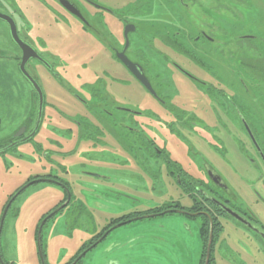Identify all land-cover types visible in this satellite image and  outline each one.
Here are the masks:
<instances>
[{
  "label": "rangeland",
  "instance_id": "obj_1",
  "mask_svg": "<svg viewBox=\"0 0 264 264\" xmlns=\"http://www.w3.org/2000/svg\"><path fill=\"white\" fill-rule=\"evenodd\" d=\"M96 1L118 15L104 13L107 42L75 19L62 27L35 0L19 4L24 15L18 25H25L21 34L53 69L34 60L26 66L48 103L46 120L40 135L0 154V218L11 195L36 175H55L68 186L37 182L16 197L1 233L3 260L41 264L38 228L67 200L68 190L70 205L42 229L47 264H70L94 235L122 222L97 243L98 238L79 264H201L203 256L205 263L210 231L207 240L204 218L163 211L155 216L154 210L174 202L190 206L193 188L181 185L179 175L209 182L207 165L231 191L234 207L252 214L264 233V165L232 107L244 113L264 149V0H185V6L179 0ZM89 10L93 18L96 10ZM125 19L136 25L128 54L145 66L165 105L109 46L124 47ZM5 39L0 32V46L14 53ZM190 75L216 86V99ZM35 100L16 60L0 59V145L25 122L33 126ZM170 103L175 112L166 108ZM103 106L116 120L102 112ZM89 108L106 118L102 136H62L72 124L58 111L71 119L84 114L94 120ZM51 121L59 122L57 133ZM168 167L179 175L168 173ZM132 213L139 214L111 223ZM221 222L212 239V264H264V236L232 217L223 216Z\"/></svg>",
  "mask_w": 264,
  "mask_h": 264
},
{
  "label": "flooded vegetation",
  "instance_id": "obj_2",
  "mask_svg": "<svg viewBox=\"0 0 264 264\" xmlns=\"http://www.w3.org/2000/svg\"><path fill=\"white\" fill-rule=\"evenodd\" d=\"M35 1H36L35 2V5H37L42 10H44V12L47 15H49V16L52 15L51 18L54 17L56 20H58L59 21L58 24H61V26L63 25L62 27H65L67 25H70V23H71L70 21H73L75 19L79 23V26L84 31H86L88 33L90 32V33L96 35L98 38L102 39L105 42H107V40H105L106 34H103V33H105L104 28H108V30H109V25L104 22L105 25H106L105 26L102 23L103 22L104 15H105L104 13L107 12V13H111L113 15H117L112 9L106 8V6H103L102 4L98 3L96 0H35ZM20 2L23 4L22 0H0V12L2 14L9 15L10 17L13 18V20L15 21V24H16L18 37L23 42L28 43L26 37L24 35H22L21 34V31H20V29L23 30L25 28L24 27L25 25L22 24L23 25L22 28H20L19 25H18V19L19 20H22L23 19V15H24L23 12L20 9L21 7L19 6V4L22 5ZM180 2L183 4V6L187 5L186 2H185V0H180ZM67 3L68 4H71L73 6H76L79 9V11L82 14V16H83V18H84L85 21L83 19H81L79 16H76L69 9H67V7H66V4ZM90 7L94 8L96 10L93 13V18H89L88 11L90 13V10H89ZM118 19H119V17H118ZM129 24L131 25L132 23L130 21H128L127 19H125L124 26L126 27ZM125 27H124V31H125ZM135 31H136V25H135ZM0 32L5 33V36H6V39H7V42H6V39H5V45H6V43H9V41H10L12 43V45H13V48H14V53L12 52V54H9V52L6 51L3 48V46H2L3 43H2V45L0 46V59L16 60V62L19 64L20 61H21V59H22V57H23V55H24V52L19 47V45L14 41V39L11 37V32H10L9 24H7V22L4 21V20H2V19H0ZM202 32H203L204 36H206V37H208L210 39V37L207 35L206 31H202ZM130 34H131V32L129 33V40H130ZM123 37H124V46H125V35H124V32H123ZM109 46L113 50V52L115 54V58L118 59L116 53H117V51H119V52L122 51L124 47L122 49H119V48L117 49L112 44H109ZM130 46H131V41H130V45H129L128 49L126 50V55L133 62L139 63L144 68L147 77L149 78V80L151 81V83H152V85L154 87V83L152 82L151 77L148 75L145 66H143V64H141L138 60H135V59H133L132 57L129 56L128 51L130 49ZM34 49L37 51V53L40 55V57L45 62H47V64H45L43 61H41L39 59H35V58L30 59L29 62L30 61H33V60L34 61H38L39 64H42L43 66L49 68L50 70L53 69L49 65V62L42 55V52L40 50H37L36 48H34ZM189 56H191V55H189ZM191 58L193 60L195 59L196 61H199L202 64L201 60H199L198 58L193 57V56H191ZM165 59L167 61V58L166 57H165ZM170 60L171 59L169 58V61ZM118 61H120V60L118 59ZM190 77L193 80H195L196 82H198L200 85H202L209 92V96L211 98L216 99V97H217V88H216V86H214V85H212V84H210V83H208L206 81H201V80L195 78L192 75H190ZM154 89H155V87H154ZM94 94L95 95L98 94V95H100L103 98V94L100 92V90H98V93L94 90L93 95ZM157 94H158L159 98H156V97L155 98L158 99V101L161 104L165 105L166 102H167V100L165 99V97H163L162 95H160L158 92H157ZM35 98H36V100H35V110H36V120H35V123L32 126L31 122H25L23 124V126H26L27 127V130H26L25 134L22 135V136H20V137H17V138L13 137V135H12L11 138H10V140H9V142L6 145H4V146H9L11 143H14L16 141H19V140L25 138L26 136H28L33 131V129H34L35 125H36V122H37L38 110H39V97H38V94H37L36 91H35ZM79 99L85 105H87V103H89V102H87V100L82 99L81 97ZM229 102H231L232 105H234L231 100H229ZM47 107H48V103H46L45 97H44V107H43V112H42V118H41V122H40V125H39L38 130L36 131L35 136L37 134L38 135L41 134L42 125L45 123V120H46V115H45L46 109L45 108H47ZM232 107H234V109L236 110V112L239 113V115H240V117L242 119V122L245 125L244 127L246 128V125H247L250 128L253 136L256 139L255 133H254L253 129H251V125L248 122L249 120L244 116V113H241L240 110H239V108L237 106H232ZM166 108L169 111H173V112H175L178 109V108H175L171 103ZM53 109H54V105H53ZM101 110H102V112H105L107 114V116H111V119L112 120H116L112 116V113L109 112L107 109H105L104 106L101 108ZM58 112L60 113V115L58 113H57V115L61 116L64 119V121H66L67 123L70 122L72 124L71 127L62 130V131H65V133H62L61 134L62 136L63 135H67L66 138L67 139L69 138L70 140H71V138L72 139H74V138H80L81 140L99 139L102 136V133L107 128V124L105 122L106 118L104 117V115L102 116L101 114H99L98 112H96V110H94V109L91 110V116L94 118V120L93 119H90L89 116H85L84 114H82L80 116V118L79 117H74L73 119H71L68 115H66V114H64V113H62L60 111H58ZM128 112H130V110ZM130 113H132V114H139L138 112H136V113L130 112ZM174 116H175V114H174ZM51 122L55 124V126L54 125H51V127L57 133V129H59L57 126H58V123L59 122H54V121H51ZM60 128L62 129V127H60ZM133 128H135V127H133ZM133 128H131V130ZM246 130H247V128H246ZM250 139H251V137H250ZM49 143H51V142H49ZM258 145H259V149H257L255 147V145H254V147H255L256 151L258 152V155H259V158L261 159L262 164L264 165V149H263V147L259 143H258ZM40 148H42V147L40 146ZM52 152L54 154H56L59 151H52ZM166 161L168 162L167 159H166ZM167 170H168L167 171L168 173L169 172H172V173H175V174H178L179 175L178 172H173L172 170H170L169 167H168ZM205 170L207 171V174H209V173L212 174V172L213 173L214 172L217 173V171H215V169H213L209 165H207V167H206ZM181 178H182L181 175H179V183L181 185H183L185 187H192L193 188L192 189L193 191L190 192V193H188L189 196L192 199L191 205L190 206H184V205H181L178 202H174L173 204H166V205H170L171 207H168V208L164 209L163 212L164 211H168L166 213H169V212H177L175 210H180V213H184L185 215L202 216L203 218L205 217V218H208V219H210L209 217H211L212 220H213V217H214L219 222H221V217H223V216L231 217L230 215H228L222 209V207H220L219 205H217V203L212 200V197H213V198L218 199L220 202L224 203L226 206L230 207L231 209L235 210L236 212H238L239 214H241L243 217H245L246 219H248L254 226L258 227V225L256 224V221H254V217H253L252 214L250 215L248 212L242 211V210L238 209L236 206L234 207L233 199H232L233 196H232L231 191L228 188L223 189V187L217 185L210 178V176L208 177V181L209 182H203V181H199V180H193V179H190L188 177H183L185 179H183V178L181 179ZM159 213H161V212L160 211L159 212L158 211L157 212H154V215L155 216L161 215ZM166 213H164V214H166ZM128 220L129 219H127L126 221H128ZM110 228L111 227H109L108 229H106L104 231V233L107 232ZM259 229L261 230V228H259ZM251 231H253V230H251ZM104 233H103V235H104ZM254 233H256V232H254ZM256 234H258V233H256ZM259 236H261V235H259ZM98 238H100V237H98ZM95 241H93L89 246H87L82 251L79 250L80 252L74 255V257L71 259V262L69 261L70 264H73L76 261V259L78 258V256L84 250L88 249L93 243H95ZM85 255L82 256L79 260H77L74 264H79L82 261V259L85 257Z\"/></svg>",
  "mask_w": 264,
  "mask_h": 264
},
{
  "label": "water",
  "instance_id": "obj_3",
  "mask_svg": "<svg viewBox=\"0 0 264 264\" xmlns=\"http://www.w3.org/2000/svg\"><path fill=\"white\" fill-rule=\"evenodd\" d=\"M67 9H69L72 13H74L76 16H79L81 19L84 20L82 14L80 13L79 9L76 6H73L71 4H66ZM0 19L4 20L7 22V24H9L10 27V32H11V37L14 39V41L19 45V47L23 50L24 55L19 63V69L22 72V74L30 81V83L32 84L34 90L37 92L38 97H39V110H38V118H37V122L36 125L33 129V131L26 136L25 138L16 141L14 143H11L9 146H7L6 148H2L0 149V154L10 150L13 147H17L19 144L27 142L29 140H31L35 134L36 131L39 128L40 122H41V118H42V112H43V107H44V93L43 90L41 88V86L39 85L38 81L32 77L30 75V73L27 71V63L29 62L30 59L35 58V59H39L41 61H43L45 64H47V62H45L40 55L37 53V51L28 43L23 42L17 34V28H16V24L15 21L13 20L12 17H10L9 15L6 14H2L0 12ZM85 21V20H84ZM135 31V25L134 24H129L125 27V31H124V35H125V46L123 48L122 51H117L116 55L118 57V59L128 68V70L134 75V77L156 98H159L156 90L154 89L151 81L149 80V78L147 77L144 68L137 62H133L131 59H129V57L126 55V50L128 49L129 45H130V40H129V33ZM129 111V110H128ZM130 112H134L131 111ZM136 113V112H134ZM247 131L255 145V147L257 149H259V145L255 139V137L253 136L250 128L246 125ZM27 130L26 126H22L14 135L13 137L17 138L20 137L22 135L25 134ZM210 178L219 186L223 187V189L228 188L227 185L223 182V179L221 178V176L217 173H209ZM42 181H49V182H55L58 183L60 185H63L62 183H60L57 180H54L52 178H37V179H33L31 181H29L28 183H26L23 187H21L18 191H16V193H14V195L11 197V199L8 201L7 205L5 206L2 216L0 218V238H1V233H2V229H3V225H4V221H5V217L6 214L8 212V209L10 208L12 202L16 199V197L23 192L28 186L37 183V182H42ZM64 186V185H63ZM68 196H67V200L60 205L58 208H56L55 210H53L51 213H49L41 222L39 228H38V233H37V244H38V249H39V255H40V259H41V264H45V260L43 257V252H42V246H41V236H42V229L43 226L45 224V222L52 217L53 215H55L57 212H59L60 210H62L70 201L71 199V194L70 192L67 190ZM212 200L214 202L217 203V205H219L220 207H222V209L231 217H233L236 221L242 223L243 225H245L246 227H248L249 229L253 230L254 232L258 233L261 236H264V233L261 232V230L254 226L248 219H246L245 217H243L241 214H239L238 212H236L235 210L231 209L230 207L226 206L224 203L220 202L218 199L213 198ZM177 212H180V210H175ZM168 211H164L161 214H164ZM136 218H140V217H135ZM211 220V227H210V237H209V242H208V247H207V254H206V260L204 264H208L209 263V256H210V251H211V245H212V239H213V227H212V218L209 217ZM125 222L119 223L115 226H113L111 229H109L98 241L100 242L107 233H109L110 230L122 225ZM96 243V244H97ZM95 245V244H94ZM92 245V247L94 246ZM90 249V247L88 249H86L84 252H82L78 258L76 259L79 260L82 256H84L88 250ZM75 261V262H76ZM74 262V263H75ZM0 263L2 264H6L2 257H1V253H0ZM73 263V264H74Z\"/></svg>",
  "mask_w": 264,
  "mask_h": 264
},
{
  "label": "trees",
  "instance_id": "obj_4",
  "mask_svg": "<svg viewBox=\"0 0 264 264\" xmlns=\"http://www.w3.org/2000/svg\"><path fill=\"white\" fill-rule=\"evenodd\" d=\"M168 1H170L171 3H173L175 0H168ZM180 1V0H179ZM149 3V1H147V2H143V3H141V5H145V4H148ZM180 4L181 5H183L181 2H180ZM171 44L174 46V47H176V48H178V46H177V44H175V40L174 41H171ZM5 147H7V146H4V147H2V145H0V149H2V148H5ZM7 152V151H6ZM5 153V152H4ZM4 153H2V154H4ZM37 178H52V179H54V180H57V181H59L60 183H62L64 186H68V183L67 182H65V181H63V180H61V179H59L57 176H55V175H46V176H40V175H36V176H34V177H32L29 181H31V180H33V179H37ZM67 188V187H66ZM14 195V194H13ZM13 195H11V197L13 196ZM11 199V198H10ZM67 199V198H66ZM70 205V203L67 205V206H69ZM168 207H171L170 205H164V206H162V207H160V208H158L157 210H154V211H163L164 209H166V208H168ZM136 214H139V213H132V214H128V215H124V216H122V217H119V218H116V219H114L113 218V220H112V224L113 223H116V222H119V221H122V220H127V219H129V218H132V216H135ZM51 218V217H50ZM48 221V220H47ZM204 221H205V223H204V226H203V233H204V236L207 238V240H208V235H209V231H210V227H211V223H210V220L208 219V218H205L204 217ZM240 223V222H239ZM242 224V223H241ZM243 225V224H242ZM212 226H213V236H214V239H215V236H216V234H218L219 233V231L221 230V222H219V221H217L214 217H213V223H212ZM243 226H245V225H243ZM246 227V226H245ZM109 227H105L102 231H100L98 234H96V235H94V237L90 240V242L89 243H85L84 245H83V247H82V250L84 249V248H86L87 246H88V244H90V243H92L93 242V240L95 241L98 237H101L102 235H103V233H104V231L106 230V229H108ZM246 228H248V227H246ZM249 229V228H248ZM214 239H213V243H214ZM0 248H1V246H0ZM212 250H213V245H212ZM42 252H43V257H44V260H45V264H47V262H46V259H45V252H44V250L42 249ZM2 257V256H1ZM204 257L205 256H203V261H201V264H204L203 262H204ZM3 259V258H2ZM213 255H211L210 256V263L209 264H212V262H213ZM4 261V260H3ZM6 264H13V263H11V262H6V261H4Z\"/></svg>",
  "mask_w": 264,
  "mask_h": 264
}]
</instances>
